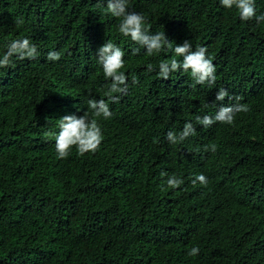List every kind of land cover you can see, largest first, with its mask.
<instances>
[{"label": "trees", "instance_id": "obj_1", "mask_svg": "<svg viewBox=\"0 0 264 264\" xmlns=\"http://www.w3.org/2000/svg\"><path fill=\"white\" fill-rule=\"evenodd\" d=\"M255 6L264 13V0ZM128 11L173 47H206L215 84L183 71L162 80L159 62L181 57L147 56L97 0H0V54L21 38L39 53L0 68V264H264V22L241 21L220 0H129ZM107 41L125 53L127 92L98 118L99 148L60 159V117L91 118L87 101H107L96 57ZM220 88L239 101H216ZM221 103L249 110L231 125L196 123ZM187 122L195 134L170 144L166 133ZM161 173L184 182L169 188ZM198 174L206 186L192 182Z\"/></svg>", "mask_w": 264, "mask_h": 264}, {"label": "clouds", "instance_id": "obj_2", "mask_svg": "<svg viewBox=\"0 0 264 264\" xmlns=\"http://www.w3.org/2000/svg\"><path fill=\"white\" fill-rule=\"evenodd\" d=\"M129 0H97V7L103 8L104 11L112 16L119 18L118 32L130 37L131 40L140 45L147 56L165 52L171 49L176 57L170 60H161L158 64V75L162 80H168L170 74L183 71L188 73L194 84L212 86L216 82L215 66L212 58L207 55V48L198 46L193 49L189 40H185L181 45L173 47L172 42L167 38L164 32L150 34L145 27V17L137 12L128 11ZM221 6L227 9L235 8L239 19L244 22H264V13L257 15L255 0H220ZM23 18L15 21L16 27L22 26ZM140 48L132 49L133 55H138ZM39 55L36 46L28 38L14 39L8 45L5 52L0 54V68L9 67L13 62V57L19 60L35 59ZM124 51L111 41L104 42L96 52L97 63L101 66L105 79L110 80L107 85V91L104 92L105 99L90 98L87 101L89 112L83 115L75 114L64 115L60 117L58 128L59 131L55 136V151L60 159H66L70 155V150L74 147L78 155L83 156L86 153H94L103 141V133L98 118L109 119L112 112L109 108V102L117 103L120 94H126L128 84L127 76L122 71L125 67ZM61 54L57 51H49L46 59L48 61H58ZM154 67L151 63L146 65V71L152 72ZM135 78L133 83H135ZM194 86V85H193ZM74 87V86H73ZM72 87L66 88L70 89ZM239 101L240 97H232L229 92L220 88L217 90L215 100L223 102L225 99ZM248 106L245 104L234 103L225 105L221 103L214 116L203 115L196 117V123L207 128L216 122L231 125L234 123L235 114L247 112ZM195 134V127L191 122L184 124L180 133L168 131L166 140L170 144H177ZM216 151V145L206 146L205 150ZM165 181L167 187L178 188L183 184V180L175 174L168 175ZM199 182L201 185H207V177L198 174L192 181L194 184ZM199 247H192L188 255L196 256L199 254Z\"/></svg>", "mask_w": 264, "mask_h": 264}]
</instances>
